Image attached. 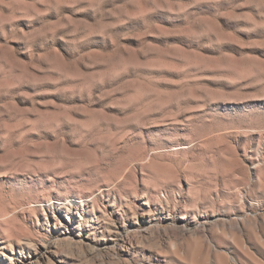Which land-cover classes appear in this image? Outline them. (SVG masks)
Returning <instances> with one entry per match:
<instances>
[{
	"label": "rangeland",
	"instance_id": "obj_1",
	"mask_svg": "<svg viewBox=\"0 0 264 264\" xmlns=\"http://www.w3.org/2000/svg\"><path fill=\"white\" fill-rule=\"evenodd\" d=\"M194 11L211 15L216 8L200 4ZM152 19L167 28L185 23L182 17L163 12ZM219 23L242 40L264 38V32H241L242 25L224 19ZM21 26L27 29L23 22ZM208 29L212 38L224 39L214 25ZM149 39L161 47L177 46L181 49L177 56L198 53L187 61L193 64L207 63L222 53L264 59V49L234 43L206 47L207 39L179 35ZM124 43L133 48L138 44ZM11 46L19 59H28L21 44ZM54 47L65 58L73 55L63 41H55ZM110 47L96 38L86 50L105 52ZM178 66L151 70L172 81L160 85L162 90L177 89L175 82L182 78L175 71ZM198 74L215 72L206 68ZM199 83L209 90L202 106L174 118L153 114L152 123L134 130L131 149L122 154L127 161L122 157L106 161L104 172L123 175L122 179L107 182L91 170L60 176L44 170L49 161L39 156L14 171L0 168L6 173L0 175V247L30 253L32 264H264V84ZM39 99L61 102L56 96ZM17 104L28 106V101L18 98ZM53 139L47 137L49 143ZM32 163L37 167L25 170ZM138 214H146L149 223L135 225ZM44 245L48 251L41 257L38 252Z\"/></svg>",
	"mask_w": 264,
	"mask_h": 264
},
{
	"label": "clouds",
	"instance_id": "obj_2",
	"mask_svg": "<svg viewBox=\"0 0 264 264\" xmlns=\"http://www.w3.org/2000/svg\"><path fill=\"white\" fill-rule=\"evenodd\" d=\"M225 3L227 8H219ZM200 4L216 11H194ZM161 12L182 17L184 25H160L152 17ZM221 19L242 25L241 32H264V0H0V168L14 171L39 156L49 161L44 170L60 176L91 170L107 182L122 179L104 172L106 161L129 151L134 130L152 123L153 114L174 118L202 106L209 90L199 81L264 84V59L254 55L222 53L193 64L187 61L198 53L177 56V46L161 47L149 39L179 35L207 39L206 47L234 43L264 49V38L242 40L225 31ZM133 24L139 27H128ZM209 25L224 39L212 38ZM96 38L110 44V50H86ZM57 40L72 52L71 58L54 47ZM127 40L137 41V47L126 45ZM13 43L23 46L26 61L18 58ZM173 64L179 65L175 71L182 78L175 91L162 90L160 85L172 81L151 70ZM206 68L215 74H198ZM54 96L61 102L39 99ZM18 98L28 106H19ZM77 99L80 104H73ZM35 167L32 163L25 170Z\"/></svg>",
	"mask_w": 264,
	"mask_h": 264
},
{
	"label": "bare ground",
	"instance_id": "obj_3",
	"mask_svg": "<svg viewBox=\"0 0 264 264\" xmlns=\"http://www.w3.org/2000/svg\"><path fill=\"white\" fill-rule=\"evenodd\" d=\"M107 204V203H106ZM140 205V204H139ZM58 208V207H57ZM34 209V208H33ZM57 211V210H56ZM151 211V210H150ZM112 212V211H111ZM159 212V211H158ZM170 212V211H169ZM137 213H139V212H137ZM155 213V212H154ZM157 213V212H156ZM167 213V212H166ZM173 213V212H172ZM159 215H158V217L160 218H162L163 217V215L159 212L158 213ZM175 214V213H174ZM146 214H138V215H136L135 216V222H134V224L135 225H138V224H146L147 222L149 223V221L146 219V218H148V217H146L145 216ZM155 215V214H154ZM153 215V216H154ZM171 215V214H170ZM169 215V216H170ZM77 216V215H76ZM81 216V215H80ZM168 216V217H169ZM172 216H173V214H172ZM175 216V215H174ZM156 217V216H155ZM188 217V216H187ZM66 218H68V217H66ZM70 218V217H69ZM78 218V217H77ZM152 218V217H151ZM157 218V217H156ZM82 219V218H81ZM81 219H79V220H81ZM166 219V218H165ZM169 219V218H168ZM171 219H173V217L171 218ZM177 219V218H176ZM175 219V220H176ZM182 219H185L184 217H182ZM67 220V219H66ZM73 220L74 219H68V221H71V222H73ZM76 220V219H75ZM74 220V221H75ZM84 220V219H83ZM153 221V220H152ZM61 222V221H60ZM77 221H75V223H76ZM79 222V221H78ZM77 222V223H78ZM120 222V221H119ZM123 222H124V220H123ZM133 222V221H132ZM193 222H194V220H193ZM69 223V222H68ZM82 223V222H81ZM87 223H88V221H87ZM118 223V222H117ZM128 223V222H127ZM196 224H197V222H195ZM25 224V223H24ZM86 224V223H85ZM85 224H83V225H85ZM58 225V224H57ZM63 225V224H62ZM65 225V224H64ZM76 225H78V224H76ZM82 225V226H83ZM127 225V224H126ZM147 225V224H146ZM86 226H87V224H86ZM92 226V225H91ZM139 226V225H138ZM183 226H184V224H183ZM199 226H201V225H199ZM60 227V226H59ZM122 227V226H121ZM124 227V226H123ZM137 227V226H136ZM156 227V226H155ZM77 228V227H76ZM79 228V227H78ZM65 229H67V228H65ZM71 229V228H70ZM81 229V228H80ZM129 229V228H128ZM132 230H134V229H132ZM64 231V230H63ZM123 231V230H122ZM143 231V230H142ZM148 231V230H147ZM80 232V231H79ZM124 232V231H123ZM129 232V231H128ZM130 232H132V231H130ZM141 232V231H140ZM145 232H146V230H145ZM150 232V231H149ZM64 234V233H63ZM124 234V233H123ZM149 234V233H148ZM121 235V234H120ZM145 235H147V234H145ZM67 237V236H66ZM78 237V236H77ZM119 237V236H118ZM121 237V236H120ZM131 238V237H130ZM136 238V237H135ZM73 239V238H72ZM119 239V238H118ZM120 239H122V238H120ZM81 240V239H80ZM123 240V239H122ZM129 240V239H128ZM41 242H42V240H41ZM128 242V241H127ZM46 243V242H45ZM121 243H122V241H121ZM131 244V243H130ZM47 245V244H46ZM129 245V244H128ZM10 247V246H9ZM25 247V246H24ZM23 246L21 247V249L22 248H24ZM36 247V246H35ZM20 248V247H19ZM31 248V247H30ZM13 249V248H12ZM17 250V249H16ZM19 250V249H18ZM26 250H27V248H26ZM50 250V249H49ZM9 251V252H8ZM14 250H9V248H7V247H0V264H32V258H31V255H30V253H26V254H24V252H23V254L21 253V252H13ZM23 251H24V249H23ZM47 251H48V249H47V247L44 245V246H42V250H40L39 252H38V254L42 257L45 253H47ZM28 252V251H27ZM35 252V251H34ZM91 253V252H90ZM46 256V255H45ZM37 257V256H36ZM198 257V256H197ZM69 258V257H68ZM43 259V258H42ZM57 261V260H56ZM37 263V262H36ZM55 263V262H54ZM39 264V263H38Z\"/></svg>",
	"mask_w": 264,
	"mask_h": 264
}]
</instances>
